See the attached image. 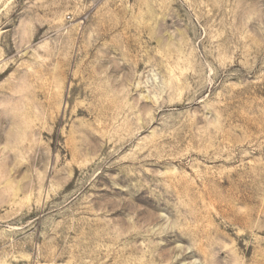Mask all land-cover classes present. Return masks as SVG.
<instances>
[{
  "label": "rangeland",
  "instance_id": "374dc122",
  "mask_svg": "<svg viewBox=\"0 0 264 264\" xmlns=\"http://www.w3.org/2000/svg\"><path fill=\"white\" fill-rule=\"evenodd\" d=\"M0 264H264V0H0Z\"/></svg>",
  "mask_w": 264,
  "mask_h": 264
}]
</instances>
